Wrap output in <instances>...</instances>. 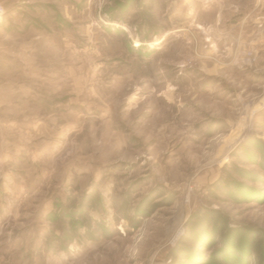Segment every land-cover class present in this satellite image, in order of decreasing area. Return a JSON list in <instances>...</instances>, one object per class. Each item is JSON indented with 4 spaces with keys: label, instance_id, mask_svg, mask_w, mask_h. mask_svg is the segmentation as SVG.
<instances>
[{
    "label": "rangeland",
    "instance_id": "1",
    "mask_svg": "<svg viewBox=\"0 0 264 264\" xmlns=\"http://www.w3.org/2000/svg\"><path fill=\"white\" fill-rule=\"evenodd\" d=\"M0 2V264H264V0Z\"/></svg>",
    "mask_w": 264,
    "mask_h": 264
},
{
    "label": "trees",
    "instance_id": "2",
    "mask_svg": "<svg viewBox=\"0 0 264 264\" xmlns=\"http://www.w3.org/2000/svg\"><path fill=\"white\" fill-rule=\"evenodd\" d=\"M163 196L162 193L157 194L155 197H147V199L145 201H143L141 204H139L138 207H141L143 209V211H146V214H152L153 212H155L158 208L159 205L158 204H154V200H159L161 199ZM173 203V199H171L168 202V205H172Z\"/></svg>",
    "mask_w": 264,
    "mask_h": 264
},
{
    "label": "crops",
    "instance_id": "3",
    "mask_svg": "<svg viewBox=\"0 0 264 264\" xmlns=\"http://www.w3.org/2000/svg\"><path fill=\"white\" fill-rule=\"evenodd\" d=\"M262 8V7H261ZM6 11V10H5ZM264 12L262 11V10H260V12H256V15H261V14H263ZM12 16L13 15H7L6 16V14H5V16H4V19L0 22V30H2V31H5V30H7V25L9 24V22H8V20L10 21L11 19H12ZM262 16V15H261ZM13 25V24H12ZM11 25V26H12ZM10 26V27H11Z\"/></svg>",
    "mask_w": 264,
    "mask_h": 264
},
{
    "label": "built area",
    "instance_id": "4",
    "mask_svg": "<svg viewBox=\"0 0 264 264\" xmlns=\"http://www.w3.org/2000/svg\"><path fill=\"white\" fill-rule=\"evenodd\" d=\"M5 14H6V11H5L2 3L0 2V22L4 19Z\"/></svg>",
    "mask_w": 264,
    "mask_h": 264
}]
</instances>
